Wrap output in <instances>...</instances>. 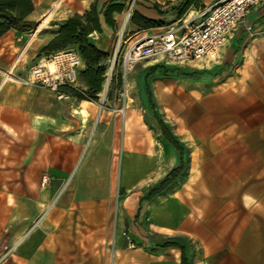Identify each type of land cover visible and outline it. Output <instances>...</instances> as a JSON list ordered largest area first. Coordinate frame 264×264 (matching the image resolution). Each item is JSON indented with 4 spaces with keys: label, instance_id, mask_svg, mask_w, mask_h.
<instances>
[{
    "label": "crops",
    "instance_id": "0c3cea01",
    "mask_svg": "<svg viewBox=\"0 0 264 264\" xmlns=\"http://www.w3.org/2000/svg\"><path fill=\"white\" fill-rule=\"evenodd\" d=\"M92 1L31 0L27 20L35 23L53 8L63 21L83 15ZM166 1L135 11L154 22L178 21L220 0H195L180 18L171 6L185 0ZM121 16L112 15L115 22ZM100 24L102 32L89 38L106 52L102 17ZM128 31L155 32L131 22ZM27 32L0 37V264H181L175 242L185 247L187 264H264V3L247 11L208 67L162 63L186 76L155 80L146 107L162 110L158 119L182 151L146 118L172 150L131 146L120 152L117 170L111 150L124 122L125 134L132 127L100 117L92 127L97 145L75 164L73 101L17 82L29 70ZM69 88L61 90L67 98ZM180 157L181 174L147 197Z\"/></svg>",
    "mask_w": 264,
    "mask_h": 264
},
{
    "label": "rangeland",
    "instance_id": "374dc122",
    "mask_svg": "<svg viewBox=\"0 0 264 264\" xmlns=\"http://www.w3.org/2000/svg\"><path fill=\"white\" fill-rule=\"evenodd\" d=\"M119 1L124 4V9L122 13L125 16L128 7V0H119ZM151 1L152 0H136L131 15L135 11L136 6L138 5L146 6V4L151 3ZM171 2L172 1L170 0L166 1L165 5L167 6V4ZM173 3H178V1L174 0ZM93 4L96 5L99 10H102L103 6L109 4V1H107L102 5L98 0H93L90 6ZM152 5H157L160 8L163 7L162 5L159 4H152ZM172 7L174 6H171V8ZM51 10H52V15L50 17L46 19L48 13L46 12L39 21L35 22L34 27L25 34L26 44H29V50L23 55V59L25 60V68L27 70L32 65H34L39 59L48 58L52 54V52L43 51V48L48 44V42L52 38H50V40H44L43 36L48 31H54L52 32L54 36L55 31L57 30V27H55L54 24H58L62 22V20H59L60 18L59 16H56L57 12L53 8ZM192 14L193 13H191L190 16ZM131 15L127 19V24L121 34H120V27L124 16H121L120 18H116L117 22H116V28L114 30L110 28L108 29L106 27L105 31L107 33L103 34L105 41V49H106V53L108 54V58L104 62L106 70H105V77L102 84L101 92L96 96L95 99L78 100L73 95L81 94L82 96L87 97V95L85 94L84 86L80 84L81 81L80 79L79 81H77L74 87L69 88L70 91L68 93L70 97L62 98V100L71 99L74 103V110L77 109L76 107L79 106L81 102L83 101L87 103L89 102V104H87L86 106V111L88 113V116L87 118L84 119L85 121L83 120V118L80 117V115L74 112L75 120L79 121V127L74 130V137H73L75 164L82 159V157L84 156V152L92 151L94 146L97 145L96 134L94 135V131L92 127L93 125L96 124V122L100 117L102 122L105 121L107 123H111V121H113L116 118L120 122V126L122 125V122L125 120L128 122L130 127H132V130L130 129V131L126 134V137L130 139L129 141H126L124 139V134H123L124 130L122 129L121 126V131L118 132V136L116 139L115 150H111L114 151L112 158L116 170L118 169L119 160L121 162L122 159L120 158V152L131 151L130 150L131 146L133 147L132 151H159L160 153H165V151L172 150L167 145H165L164 141L160 138V135H158L156 132H152V129H150V127L145 123L146 118H150V116L156 115L158 118L163 117L162 110H160V108H157L156 105L152 106L150 104L149 108L146 107L148 102V97L145 90V84L148 83V85L151 87L152 83L155 80L164 79L169 76H174L176 73L164 72L166 69H168L169 66L164 65L161 62L143 61L137 63L127 73L126 96L124 97V95L123 96L121 95L123 93V91L121 90L123 85L121 79L122 52L124 50V47L130 40L144 35V33H142L136 36V34L141 31H136V32L128 31V24L130 22ZM54 19H56V21ZM43 22H45L44 26L41 31H38L37 34L36 29ZM176 22L177 19L175 17L163 18L162 20H160L161 26L154 27V30L155 32L164 31L172 27ZM118 43H120L119 47H118ZM69 48H73V47H69ZM217 60L204 61L203 64L202 63L201 64L204 67L206 66L208 67L210 64L216 62ZM112 63H113V70L110 76V83L107 88V91L105 92L104 97H102L103 85L105 83V80L107 79L108 70ZM83 68H84V64H82L80 71L83 70ZM186 68L190 69L191 71H196L198 69V68H189V67ZM184 73L187 74L189 73V75L190 74L192 75L196 72H190L187 70ZM25 77L26 76L19 78H25ZM130 100L132 103H129ZM125 106H129V108L125 110L124 109ZM91 129L93 132H91ZM165 158H166V154H165ZM159 175H161V173ZM47 176H49L48 173ZM45 178L47 181V177ZM148 181L151 182V180ZM122 192L123 191L120 190L119 192L120 195L124 194ZM125 194H129V191H127V193Z\"/></svg>",
    "mask_w": 264,
    "mask_h": 264
},
{
    "label": "built area",
    "instance_id": "2783aa9c",
    "mask_svg": "<svg viewBox=\"0 0 264 264\" xmlns=\"http://www.w3.org/2000/svg\"><path fill=\"white\" fill-rule=\"evenodd\" d=\"M135 1L128 0L126 19L131 15ZM263 3L264 0H220L191 16L179 19L169 29L130 40L121 55V95L126 96L127 73L137 63L154 61L183 66L217 60L229 36L242 22L247 11ZM82 64L77 50L67 48L52 53L48 58L39 59L29 68L26 77L18 78L17 82L23 86L49 90L58 99H62L65 95L61 90L76 85ZM45 182L44 177L42 184ZM129 246L133 247L132 243Z\"/></svg>",
    "mask_w": 264,
    "mask_h": 264
},
{
    "label": "trees",
    "instance_id": "16d2710c",
    "mask_svg": "<svg viewBox=\"0 0 264 264\" xmlns=\"http://www.w3.org/2000/svg\"><path fill=\"white\" fill-rule=\"evenodd\" d=\"M194 1L195 0H185L178 6L172 7V14L180 18ZM154 7L157 8L156 6ZM123 9L124 4L120 1H112L102 10H99L98 7L93 4L83 15H73L58 24H54L57 30L52 39L43 48V51L54 53L69 47H73L77 50L84 64L83 70L79 72V78L81 79L85 94L87 95V97L81 94L73 95L78 100L95 99L101 92L105 77L106 68L104 62L108 58V54L99 50L92 44L89 36L94 32L101 33L100 17H102L104 24L108 28L114 30L116 28V22L112 15L114 13H121ZM32 11L33 4L31 0H0V37L10 29L20 31H29L32 29L35 23L27 20V17ZM158 13L162 14L160 11H158ZM130 22L137 25L140 30L161 26L160 21L154 22L148 20L139 15L136 11L132 13ZM164 72L176 73L175 76L178 77L186 76L173 69H166ZM145 89L149 99H151V90L148 83L145 84ZM149 119L156 123L159 133L166 142L171 144L178 151H182L156 115L150 116ZM147 122L149 123V121ZM182 171L183 161L180 157L178 164L161 181L149 189L147 197L165 189ZM171 245H175L181 250V264H187L185 247L176 242L171 243Z\"/></svg>",
    "mask_w": 264,
    "mask_h": 264
},
{
    "label": "bare ground",
    "instance_id": "6f19581e",
    "mask_svg": "<svg viewBox=\"0 0 264 264\" xmlns=\"http://www.w3.org/2000/svg\"><path fill=\"white\" fill-rule=\"evenodd\" d=\"M55 5H56V4H55ZM57 10H58V9H57ZM55 11H56V10H55ZM51 15H52V10H50V11L47 13L46 19H47L48 17H50ZM44 23H45V22H43V23H42V24L36 29L37 34H38V31H41V30H42V28H43V26H44ZM126 24H127V19H126V16H124V18L122 19L121 27H120V34L123 32V30H124ZM112 70H113V64H111L110 67H109V70H108V76H107V79L105 80V83H104V85H103L102 97H104L105 92L107 91V88H108V86H109V83H110V76H111V72H112ZM4 79H5V78H4ZM129 103H132L131 100H130ZM87 104H88L87 102H84V101H83V102H81V106H80L78 109H75V110H74V112H75L76 114L80 115V117L83 118V119L87 118V116H88V113H87V111H86V106H87ZM128 108H129V106H125V107H124L125 110L128 109ZM124 113H125V112H124ZM123 130H124V139H125L126 141H129L130 138H127V137H126V134H125V133L129 130V126L127 125L126 122H124V124H123Z\"/></svg>",
    "mask_w": 264,
    "mask_h": 264
}]
</instances>
